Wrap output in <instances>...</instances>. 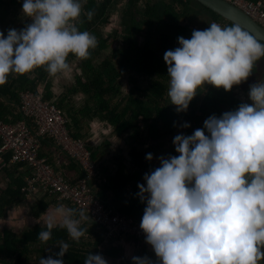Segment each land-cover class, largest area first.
Instances as JSON below:
<instances>
[{
	"label": "clouds",
	"instance_id": "1",
	"mask_svg": "<svg viewBox=\"0 0 264 264\" xmlns=\"http://www.w3.org/2000/svg\"><path fill=\"white\" fill-rule=\"evenodd\" d=\"M21 13L31 22L0 30V84L10 74L44 67L49 75L71 71L68 57L87 58L97 38L79 30L81 0H21ZM91 19L93 13H87ZM163 54L167 96L177 113L186 112L206 85L231 91L247 81L264 58V41L239 22L215 21ZM251 103L215 113L191 134L173 137L175 154L158 157L145 172L137 196L144 204L139 227L154 257L132 255V264H259L264 258V81L249 85ZM184 122L180 127L189 128ZM62 152V151H61ZM151 152L146 154L153 160ZM83 208L58 204L47 212L38 232L42 243L57 226L74 242L86 235ZM41 257L39 264H64L69 244ZM55 256L56 258H53ZM83 264H108L89 252Z\"/></svg>",
	"mask_w": 264,
	"mask_h": 264
},
{
	"label": "trees",
	"instance_id": "2",
	"mask_svg": "<svg viewBox=\"0 0 264 264\" xmlns=\"http://www.w3.org/2000/svg\"><path fill=\"white\" fill-rule=\"evenodd\" d=\"M115 1L81 0L83 9L75 24L79 30H87L94 34L97 44L94 50L90 51V55L82 59L80 70L83 72L76 77V85L68 91L73 94L82 92L85 102L78 111L69 107L65 96L54 103L66 110L69 115L71 113L73 124L70 120L67 122L71 135L85 143L92 159L96 162H99L106 153L110 143L107 140L102 141L106 149L104 152L99 151L101 146L98 148L90 146L86 142L87 135L81 132L82 127L87 124L82 125V121L77 118L103 122L111 127L118 137L124 139L130 147L131 155L135 158L134 163L139 164L142 169L127 174L123 172L124 166L119 163L116 172L111 175L107 167L98 163L99 171L107 180L98 184L96 195L105 205L112 206L120 214L141 219L144 204L136 195L139 188L134 185V194L129 199L123 196L122 190L129 180L138 181L143 178L145 172H148L147 168L149 170L154 168L153 162L146 159V154L151 152L154 160L159 157L157 156L159 153L160 155L175 154L172 141L173 137L180 133L178 130L184 129L186 134H191L195 128L202 127L203 121L211 114L219 115L223 111L237 107L242 101L235 96V91L240 88L246 89L249 83L252 84L258 78L260 80L262 76L264 77V58L256 62L253 73L247 81L234 85L231 91L206 85L205 91L194 97L186 112L177 113L176 106L170 104V98L167 96L169 78L167 65L163 59L164 52L179 46L178 36L185 38L191 36L193 29H189L185 22L187 24L197 22L196 24H202L205 28L213 21L221 25L231 23L224 21L195 0H170L169 3L166 0H127L128 8L121 17L123 27L121 49L114 50L111 56L112 59H117V63L105 58L99 65H95L93 62L96 56L108 49L107 40L103 39L100 28L109 24V11ZM249 1H261L264 4V0ZM21 6V0L5 2L0 0V30H3L5 35L8 28L20 29L25 26L26 23L18 25L22 19ZM89 11L93 13L91 19L87 15ZM76 58L70 54L67 59L71 63ZM124 75L127 76L129 84V91L125 96L122 95L119 82ZM141 76L147 77L146 85H142ZM48 77L50 75L44 67H38L23 75L10 74L8 79L0 84V121L11 124L26 121L36 131L33 119L23 115L21 94L30 91L42 94L45 100L50 101L52 94ZM43 82L46 83L45 91L41 93L40 87ZM184 122H188L191 126L180 127ZM147 144V149L139 150L138 146L143 147ZM1 147L0 138V149ZM39 152L40 156L46 158L51 165L57 168L61 166L63 169L60 168L73 182L83 178L82 168L71 157L61 152L51 136L43 135L40 138ZM57 154L61 157L59 166L55 161ZM11 159V152H0V163L4 166L1 167L8 176V185L3 195H0V216L4 214L5 206L22 201L26 196L22 190L26 185V178L25 173L21 171L25 164L13 163ZM65 161L68 165H65ZM25 167V172L30 175V168ZM109 194L112 198H109ZM45 208L41 207L40 210L44 211ZM93 225L98 227L94 223ZM40 230L41 227L35 226L22 235L11 230L0 232V262L29 264L30 254L36 253L38 254L36 260L39 262L42 256L47 258L57 252H47L49 246L65 241L69 244V248L63 258L64 264H83L87 254L89 252L96 254L97 246L102 242V234L93 233L91 229L87 230L89 235L82 237L78 243L71 240L67 231L53 229L51 239L42 243L38 239ZM115 252L108 248L101 254L104 258L105 256L113 258ZM10 258L11 260H8ZM259 264L264 262L260 260Z\"/></svg>",
	"mask_w": 264,
	"mask_h": 264
},
{
	"label": "built area",
	"instance_id": "3",
	"mask_svg": "<svg viewBox=\"0 0 264 264\" xmlns=\"http://www.w3.org/2000/svg\"><path fill=\"white\" fill-rule=\"evenodd\" d=\"M239 8L264 28V4L249 0H225ZM23 115L32 118L36 131L26 121L5 123L0 121V152H11L13 163H23L30 168L23 187L25 195L42 191L60 202L83 208L89 219L102 231V242L97 247L101 254L105 247L118 237H132L145 242L140 229V219L120 214L105 205L96 195L100 180L98 164L82 140L75 139L69 130L65 111L42 94L30 91L21 94ZM49 135L60 150L71 157L83 170V178L73 182L60 168L40 156V138ZM264 250V249H262Z\"/></svg>",
	"mask_w": 264,
	"mask_h": 264
},
{
	"label": "rangeland",
	"instance_id": "4",
	"mask_svg": "<svg viewBox=\"0 0 264 264\" xmlns=\"http://www.w3.org/2000/svg\"><path fill=\"white\" fill-rule=\"evenodd\" d=\"M2 1L5 2L8 0H2ZM157 1H162V0H157ZM166 1L169 3L170 0H166ZM153 2L155 3V1ZM127 8H128L127 0H116L113 3L112 7L110 8L109 24L100 28V32H101L103 39L107 40L108 49L106 51L101 52L99 55L96 56L93 62L95 65H99L105 58H108V59L110 58L113 63H117V59L116 58L112 59L111 56L114 50L121 49L120 39L123 35V27L121 26V17H122L123 12H125ZM12 9H14V7H12ZM82 9H83V6H82ZM196 21H199V20H196ZM30 22H31L30 18H26L22 15V19L20 20L18 25L21 26L24 23H30ZM194 23L195 24H187L185 22V25H188L189 29H203L204 25L196 24L197 22H194ZM144 29L146 30V28ZM69 64L71 67V71L57 73L54 76L50 75V77H48V81L50 82V89L56 91V97L57 96L60 97L61 95L68 96L69 98H67L66 103L69 104L70 108H74V110L78 111L83 107L85 97L81 94L82 92L78 93V95H75L69 92L68 90L69 88H72L73 86L76 85V82H77L76 77L83 72V70H80L82 59L77 57L76 60H74L73 62ZM259 81H264V79L263 80L260 79ZM119 82H120L122 95L123 96L127 95L129 91V84L127 82V76L124 75L123 77H121ZM141 82H142V85H146L147 77L141 76ZM250 84L251 83H249V85ZM44 85H46L45 82L41 84L40 90L42 87H44ZM248 88L246 89L240 88L241 90H238L237 93H238L239 98H241L244 102L251 103V101L249 100L247 96ZM104 125L106 127L105 132L111 134L108 139H109V142L112 144L107 149L105 157L103 159L101 158L102 159L101 164L104 166L107 165L108 166L107 168L109 171H111V173L115 172L119 163H121L124 166V169H123L124 173L132 174L134 171H141L142 167L139 164L134 163L135 158L131 155L130 147L125 143L124 139L122 137H118L113 132V129L109 127L107 124H104ZM82 128H83L82 130L84 133L86 131H90L87 125L83 126ZM178 131L180 133L183 132L186 134V131L184 129H180ZM100 146H101V151L104 152V150L106 149L104 148L102 141L100 142ZM138 147H139V150H144V149H147L148 144L143 147H140V146ZM157 156H160V153L157 154ZM149 162H153L152 164L153 167H156L157 165H159L158 158L155 160L153 158V160ZM146 170L149 171V168H147ZM1 173L2 174H0L1 175L0 176V195H3L4 190L6 189V186H7L6 185L7 179L5 180L4 178L5 173L3 172ZM139 183H144L143 178H140V180L138 181L129 180L126 183L125 187H123V190H122L123 196H125L126 199H129L134 194V185H136L138 188ZM110 197H111V194H110ZM0 227H1L0 229L3 228L1 225ZM125 238H128L129 241L128 240L124 241L123 247L119 246V250L116 251V254L113 256V258H105L108 261V264H132V261L130 260L131 259L130 256L132 255H140V256L149 255L155 258L154 253L151 250V246L148 245L146 242L136 241L137 239L132 238V237H125ZM130 240H132L134 244H132ZM136 242L139 243V245H137ZM49 251L52 252L53 250L49 249ZM37 255L38 254H35V255L30 254L29 264H39V262L36 260ZM126 256H129L130 259L127 258ZM8 260H11V258ZM129 260L131 261V263H129ZM0 264L2 263L0 262Z\"/></svg>",
	"mask_w": 264,
	"mask_h": 264
},
{
	"label": "crops",
	"instance_id": "5",
	"mask_svg": "<svg viewBox=\"0 0 264 264\" xmlns=\"http://www.w3.org/2000/svg\"><path fill=\"white\" fill-rule=\"evenodd\" d=\"M92 50H94V48ZM44 91H45V85H44V87L41 88L40 92L43 93ZM54 91L55 90L50 89V92L52 94V99L50 101H52V102H55V101L59 100L60 97H63L62 95L60 97L59 96L56 97V91L55 92ZM81 94L83 95V93H81ZM75 95H78V93ZM64 96L66 97V101H67V98H69V97L66 95H64ZM84 102H85V100H84ZM73 113L74 112L72 111V114ZM65 114H66V118H67L68 122H69V120L72 122L73 119H72L71 113L69 115V113L66 111ZM77 119H80L82 121V125L87 124V126L90 129V131H86L85 133L83 132V130L81 131L82 134L87 135L86 142H88V144L90 146H92L94 148H98V147H100L101 141L108 140V142H109L108 138L111 134L105 132L106 127H105L103 122H100L96 119H92L90 121L86 120V119L82 120V118H80V117ZM72 124H73V122H72ZM99 125H101V126H99ZM111 144L112 143H110V146H111ZM100 150H101V147L99 148V151ZM105 154L106 153H104L102 159L105 157ZM55 156H56L55 161L57 163L56 165L59 166L60 162H61V157L58 154ZM102 159H100V161L96 162V163H101ZM65 165H68L67 161H65ZM1 166H3V165L0 164V174H2L1 172L5 173L4 178L6 180V178L8 177L7 173L2 170L3 168ZM105 167H108V166L105 165ZM25 169H26V167L24 166V167H22L21 171L23 173H25V178H26L28 175L25 172ZM116 170H115V172H116ZM98 171H99V168H98ZM109 172L111 173V171H109ZM115 172L111 173V175H113ZM99 174H100V180L96 184L97 187H96L95 191H97L99 189L98 184L100 185L107 180L106 177L100 171H99ZM6 185H8V178L6 181ZM109 197H110V194H109ZM111 198H112V196H111ZM58 204H64L66 207L75 208L71 204L66 203V202H60L56 198H54L53 196L47 195L46 193H44L42 191L35 192L34 194H29V195L25 196L22 201L12 203L11 205L5 206V208H4L5 213L2 214V216H0V225L4 229L3 228L0 229V232H4L5 230H11V231H14V232L22 235L24 232L32 230L35 226L42 227L43 221L46 218L47 212L52 211ZM41 207H43V208L46 207V208L44 211H41L40 210ZM136 209H138V208H136ZM84 227H86L87 230L88 229L93 230V233L98 232L99 234H102V231L100 230V228L95 227L93 225V222H91L90 219H88L86 222H84ZM54 229L66 231L64 228H61L59 226H57ZM88 235L89 234H87V232H86L85 236H88ZM126 240L129 241V239L125 238V237H118V238L112 240L106 246L105 251L108 250V248H110L111 250L118 251L119 246L123 247L124 241H126ZM130 241L132 242V244H134V242L132 240H130ZM136 241H138V240H136ZM136 244L139 245V243H137V242H136ZM49 247L53 251L59 250V246L57 244H55L53 246H49ZM46 251L49 252V248ZM115 254H116V252H115ZM126 257L130 259L131 256L130 257L126 256ZM105 258H112V257L105 256ZM130 260H129V263H131ZM261 260H262V262H264V258H262Z\"/></svg>",
	"mask_w": 264,
	"mask_h": 264
},
{
	"label": "water",
	"instance_id": "6",
	"mask_svg": "<svg viewBox=\"0 0 264 264\" xmlns=\"http://www.w3.org/2000/svg\"><path fill=\"white\" fill-rule=\"evenodd\" d=\"M228 23L239 22L264 41V28L239 8L225 0H195Z\"/></svg>",
	"mask_w": 264,
	"mask_h": 264
},
{
	"label": "flooded vegetation",
	"instance_id": "7",
	"mask_svg": "<svg viewBox=\"0 0 264 264\" xmlns=\"http://www.w3.org/2000/svg\"><path fill=\"white\" fill-rule=\"evenodd\" d=\"M204 28H205V26L203 27V29H204ZM260 79L263 80L264 77L262 76ZM238 90H241V89H238ZM238 90L235 91V96H236L237 98H239L238 93H237ZM239 99H240L242 102H244L241 98H239Z\"/></svg>",
	"mask_w": 264,
	"mask_h": 264
}]
</instances>
